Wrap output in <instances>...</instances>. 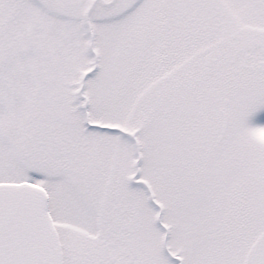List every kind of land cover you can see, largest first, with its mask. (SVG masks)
Wrapping results in <instances>:
<instances>
[{"label": "snow or ice", "instance_id": "snow-or-ice-1", "mask_svg": "<svg viewBox=\"0 0 264 264\" xmlns=\"http://www.w3.org/2000/svg\"><path fill=\"white\" fill-rule=\"evenodd\" d=\"M0 264H264V0H0Z\"/></svg>", "mask_w": 264, "mask_h": 264}]
</instances>
